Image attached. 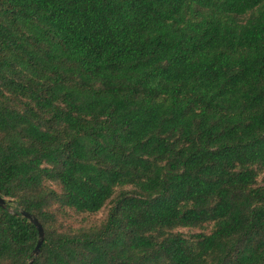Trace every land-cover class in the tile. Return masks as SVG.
Masks as SVG:
<instances>
[{
  "label": "trees",
  "instance_id": "obj_1",
  "mask_svg": "<svg viewBox=\"0 0 264 264\" xmlns=\"http://www.w3.org/2000/svg\"><path fill=\"white\" fill-rule=\"evenodd\" d=\"M0 195L33 264H264V0H0Z\"/></svg>",
  "mask_w": 264,
  "mask_h": 264
},
{
  "label": "water",
  "instance_id": "obj_2",
  "mask_svg": "<svg viewBox=\"0 0 264 264\" xmlns=\"http://www.w3.org/2000/svg\"><path fill=\"white\" fill-rule=\"evenodd\" d=\"M0 207L3 209H7L8 212L11 214H15L16 216H22L23 218L27 219L30 223H32L36 227L38 234H39L38 242H37L35 249L33 250L31 254V260L28 263V264H33V262L35 261L36 257L38 256L40 252V249L44 242V237H45L44 228L41 222L38 220V218L35 215L25 211L22 208L14 209V208L9 207V202L5 198H3L1 195H0Z\"/></svg>",
  "mask_w": 264,
  "mask_h": 264
}]
</instances>
